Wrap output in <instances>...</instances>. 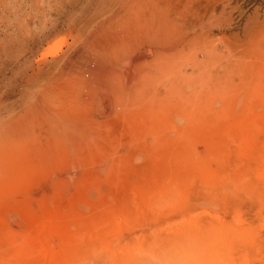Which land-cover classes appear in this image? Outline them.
Returning a JSON list of instances; mask_svg holds the SVG:
<instances>
[{
    "label": "rangeland",
    "instance_id": "1",
    "mask_svg": "<svg viewBox=\"0 0 264 264\" xmlns=\"http://www.w3.org/2000/svg\"><path fill=\"white\" fill-rule=\"evenodd\" d=\"M41 213L54 264H264V0H0V264Z\"/></svg>",
    "mask_w": 264,
    "mask_h": 264
},
{
    "label": "bare ground",
    "instance_id": "2",
    "mask_svg": "<svg viewBox=\"0 0 264 264\" xmlns=\"http://www.w3.org/2000/svg\"><path fill=\"white\" fill-rule=\"evenodd\" d=\"M148 40V39H147ZM134 41H136V40H134ZM145 41V40H144ZM145 42H147V41H145ZM149 42V41H148ZM126 42L124 41L123 42V46H122V48H121V50H122V52H123V54H122V56H116L115 58H113V59H111L108 55H107V53L105 52V49L101 46L100 47V44L97 46V49H98V52H97V55H95V58H94V60H93V65H92V67L94 66V64H95V66L91 69V72H92V75L96 78V83H98L99 85H101V87H103V85H105V86H110L111 88H116L118 85H119V82H120V80H119V77L117 76V73H122L123 71H129V69L127 68V66H131V69H130V71H131V74L133 73V75L135 76V70H136V68H135V66H137L138 65V61L140 60V58H139V60L137 59L136 61L137 62H135V63H137V65H135V63H134V59H136V58H134V55L133 54H130V53H128V44H125ZM129 44H132L131 42L129 43ZM124 45H126V46H124ZM134 45V44H133ZM132 45V46H133ZM137 47V46H136ZM135 47V48H136ZM133 48V47H132ZM207 48V47H206ZM137 49V48H136ZM205 49V48H204ZM203 49V50H204ZM207 50V49H206ZM50 52H53V51H50ZM96 53V52H95ZM135 53V52H134ZM207 53V52H206ZM52 54V53H51ZM133 55V56H132ZM146 57V56H145ZM197 62H198V60H197ZM133 63H134V65H133ZM138 67V66H137ZM134 68H135V70H134ZM121 70V71H120ZM138 73H141L140 75H143V73L141 72V70L139 69L138 70ZM224 73V72H223ZM226 73V72H225ZM137 74V73H136ZM103 75L104 76H106V78H104L103 77ZM224 76H226V75H224ZM124 72H123V75H121V79L123 78V80H124ZM219 77L220 76H218V80L220 81V80H222L221 78L219 79ZM143 77L141 76V79H142ZM227 78V77H226ZM225 78V79H226ZM107 79V80H106ZM134 79V78H133ZM141 79H139V81L141 82V84H146L147 82H148V78L147 77H145L144 76V78L142 79V81H141ZM104 80V81H103ZM144 80V81H143ZM227 80V79H226ZM225 80V81H226ZM110 81V83L113 85V86H111V84L110 83H108ZM144 84V85H145ZM148 85V84H147ZM98 86V85H97ZM100 87V88H101ZM224 87H227V82H224V83H222V87H221V89H223ZM199 102H200V100H198ZM198 101L197 100H195V102H194V106L196 107V104L198 103ZM199 104V103H198ZM197 104V105H198ZM207 107H209V106H207ZM207 107H206V110H208L207 109ZM204 110V109H203ZM249 110H250V108H249ZM209 111V110H208ZM205 112V111H204ZM248 114L249 113H247V114H245V120H246V117H248ZM244 119H242V121L244 120ZM245 120H244V125H245V127L243 126V124L241 125V126H243L242 127V129H243V132H244V134H247V137L250 135V132H249V130H248V128H246V123H245ZM247 121L249 122L248 123V125H251L250 123H251V121H252V118H247ZM198 165L200 166V169H201V171L202 172H204V173H206V175H209V177H211V175H210V173H208L207 172V169H206V162L205 161H201V162H198ZM16 179V178H15ZM14 179V180H15ZM15 209H17V208H15ZM30 215V214H29ZM43 215V216H42ZM57 216L58 215H53V214H47V215H45V214H43V213H41V215H39V216H37V217H32L31 218V215H30V218H29V220L27 219V218H25L27 221H29V224H30V227H28V228H30L29 229V232H27V233H30V235H32V237H27V238H25V236L24 235H26L25 233H23L22 231V237L21 238H23V241H25L24 239H26V241L25 242H23V243H25L26 245H28V246H26L25 244H24V246H26L25 247V249L26 248H28V253L32 256V254H35L36 253V249H38L37 247H40L39 248V250H38V253L40 252L41 253V251H43V254L41 253V256H42V259H43V263H44V261L47 263V264H50V263H52L53 262V264L55 263V261H56V258H57V255L54 253V252H52V250H51V248H50V245H49V238L47 239V237L45 236V235H47L48 236V234H49V232L51 231V229H52V227H54L56 224H57V221H58V218H57ZM191 223H193V220H192V222ZM28 224V223H27ZM29 226V225H28ZM26 227V226H25ZM27 229V228H26ZM28 230V229H27ZM14 234V236L16 235L17 237H18V235L17 234H15V233H13ZM16 236H15V238H16ZM233 236V234L231 233V236L230 237H232ZM46 237V238H45ZM230 237H228L226 234H224V233H222V232H217V233H211L210 235H209V237L208 238H206V239H203V242H201L206 248H208V253L207 254H210V255H212V256H214L213 254H217V256H214V257H216V258H221L222 256H224L226 253H224L223 251L224 250H229L231 247H230V243H231V241H232V239L230 238ZM246 238V237H245ZM21 240V239H20ZM18 241L19 240H17V243H18ZM37 241V242H36ZM201 241V240H200ZM16 243V242H15ZM20 245H22L23 246V244H21L20 243ZM30 246V247H29ZM23 248V247H22ZM30 248H33V249H31V250H29ZM18 249H20L21 250V248H18ZM19 250V251H20ZM27 250V249H26ZM22 251H24L23 249H22ZM34 252V253H33ZM200 252V251H199ZM24 253V252H23ZM23 253H21V255L23 254ZM37 253V254H38ZM202 255H206V257L205 258H207V254H204V253H202V252H200ZM29 254H27V255H24L23 254V256H28ZM187 254H192V253H187ZM20 255V254H19ZM37 256H40V255H37ZM36 256V257H37ZM35 257V258H36ZM29 258H31V257H29ZM41 258V257H40ZM45 258H46V260H45ZM29 263V262H28ZM45 263V264H46Z\"/></svg>",
    "mask_w": 264,
    "mask_h": 264
}]
</instances>
